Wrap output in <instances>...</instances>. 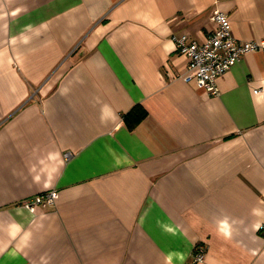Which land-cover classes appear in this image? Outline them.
<instances>
[{
	"label": "crops",
	"instance_id": "crops-1",
	"mask_svg": "<svg viewBox=\"0 0 264 264\" xmlns=\"http://www.w3.org/2000/svg\"><path fill=\"white\" fill-rule=\"evenodd\" d=\"M216 9L264 40V0H0V264H264V51L212 94L175 46Z\"/></svg>",
	"mask_w": 264,
	"mask_h": 264
},
{
	"label": "built area",
	"instance_id": "built-area-1",
	"mask_svg": "<svg viewBox=\"0 0 264 264\" xmlns=\"http://www.w3.org/2000/svg\"><path fill=\"white\" fill-rule=\"evenodd\" d=\"M212 20L213 31L202 42L188 39L185 35L175 39L176 50L188 58V67L184 78H193L197 86L212 94L217 93L215 78L229 69L242 54L260 49L264 51V40H237L232 32L228 15L221 10H214ZM56 190H49L26 200L28 208L54 204ZM264 229V224L260 226ZM204 250L196 245L193 258L201 261Z\"/></svg>",
	"mask_w": 264,
	"mask_h": 264
},
{
	"label": "clouds",
	"instance_id": "clouds-1",
	"mask_svg": "<svg viewBox=\"0 0 264 264\" xmlns=\"http://www.w3.org/2000/svg\"><path fill=\"white\" fill-rule=\"evenodd\" d=\"M252 103L255 107L256 105H264V92H262L260 95L252 97ZM107 106L102 109V113L104 111H107ZM103 118V117H102ZM46 159L50 162L51 166L49 169H45V171H48L50 176L54 177L65 164L66 158H61V153L59 152H50L48 153ZM44 161H41V164H43ZM36 179H39L37 177Z\"/></svg>",
	"mask_w": 264,
	"mask_h": 264
},
{
	"label": "trees",
	"instance_id": "trees-1",
	"mask_svg": "<svg viewBox=\"0 0 264 264\" xmlns=\"http://www.w3.org/2000/svg\"><path fill=\"white\" fill-rule=\"evenodd\" d=\"M145 115L144 108L141 105H135L123 115V121L128 129H132Z\"/></svg>",
	"mask_w": 264,
	"mask_h": 264
}]
</instances>
